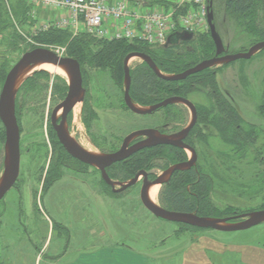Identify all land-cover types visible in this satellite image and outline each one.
Instances as JSON below:
<instances>
[{
	"label": "rangeland",
	"instance_id": "obj_1",
	"mask_svg": "<svg viewBox=\"0 0 264 264\" xmlns=\"http://www.w3.org/2000/svg\"><path fill=\"white\" fill-rule=\"evenodd\" d=\"M10 1L12 6L18 3L17 0ZM165 2L164 5L159 4L149 8L142 6L147 11L156 9L165 10L167 13L174 12L173 18L176 21L180 20V16L187 11V9L176 10L174 0ZM212 7L218 33L224 45L231 46L229 51H241L249 47L253 38L250 31L244 27V19L225 13L220 0H214ZM43 15L47 17L46 10ZM34 23L31 19L26 24L18 26L24 36L29 35L27 38L30 41L32 36L40 33H35ZM178 29L181 31V26H178ZM10 32L12 33L11 30L0 32V68L4 66L7 72L23 54L21 50L26 48L20 41L17 46L10 38L8 40ZM208 32H210L209 27L203 25L200 30L194 31V34ZM181 45L191 44L181 43ZM167 46L152 48L162 50L167 49ZM53 48L65 55L66 46L53 45ZM142 62V58L134 57L130 60L129 66L134 68ZM210 68L219 70L217 82L221 90L233 101L243 120L248 124H254L258 131L264 132V110L262 111L264 50L257 52L250 60L220 62ZM40 70L50 74L47 79H40V82L46 85L40 86L39 89L27 87L20 94L18 92L16 94L20 107V172L15 185L0 201V264H50L49 255L54 258L55 253L61 254L64 245H68L69 241L70 245L75 246L95 243L94 238L98 233L89 232L95 227L105 226H114L121 241L123 239L127 242L134 241L135 248L150 255L152 264H158L157 260L163 256L165 257L162 260L166 262L175 257L186 236L193 234L190 232L212 231L220 235L236 236L232 237L233 240L236 239L235 241H264V222L253 228L234 232L182 229L177 223L155 217L144 207L139 195L142 181L127 191L115 194L112 188L102 181L100 173L94 166L80 161L67 160L65 163L67 166L63 167L58 174L59 177H56L58 175L53 170L60 162V151L56 144L58 138L53 132L50 115L55 106L64 99L59 85L65 81L68 86L69 77L64 67H55L51 64L33 65L28 68L22 83ZM3 83L4 78L0 77V91ZM85 86L88 88L87 92L90 95L87 97L92 106L85 107V103H78L75 106L77 109L72 111L67 120L66 128L70 136L90 152L103 154L104 151L115 150L130 132L163 123L162 112L147 116L133 113L126 105L129 111L120 108L119 94L115 91L114 84L106 71L94 73ZM104 89L108 90L110 95L116 93V97L113 95L106 101L100 91ZM189 99L197 106L206 107L210 104L208 96L203 92L192 93ZM109 101L110 105H108ZM177 105L187 109L179 107L178 112L182 115L177 118L173 130L184 127L191 120L190 109L183 103ZM202 132L207 139L204 145L197 146L198 164L206 170L213 165L212 161L216 159L219 161L218 156L222 157L224 152H228L232 147L226 144L213 129L205 130L203 127ZM4 135V126L0 120V179L4 171ZM263 145L264 133L257 141L258 147ZM247 147L253 149L251 145L247 144ZM187 154L189 157L192 156L189 150ZM241 163L243 174L247 179L241 180L240 174H228L226 182L220 180V186L215 187L211 195L212 202L221 214L227 208H233L238 214V211L254 210L264 206V188L261 192V187L264 185L258 186V180L253 181L254 179L251 178L257 172L256 164L248 161ZM160 170L154 169L155 174H162ZM209 172L212 175V172ZM54 177L57 180L54 181ZM46 180L52 183L48 189H46ZM247 181H253L256 188L259 187L258 191L252 184L244 183ZM249 186L254 190L250 191ZM162 188L159 185L155 200L158 204ZM238 232L245 234L239 235Z\"/></svg>",
	"mask_w": 264,
	"mask_h": 264
},
{
	"label": "trees",
	"instance_id": "obj_2",
	"mask_svg": "<svg viewBox=\"0 0 264 264\" xmlns=\"http://www.w3.org/2000/svg\"><path fill=\"white\" fill-rule=\"evenodd\" d=\"M17 1L18 3L15 4V6H12L10 0H0V32L2 33L4 31L11 30L12 33L10 32L11 34L10 37H8V40L10 38L11 41H13V44H17V46L18 41L25 44L26 48L21 50L22 53L36 47H49L55 49L53 48V45L66 46L65 55L76 59L81 67L83 86L85 88L83 101V103H85V107L92 106L90 104L89 97H87L90 95L87 92L88 88L85 86L87 85V80H89V78L98 71H106L114 84L115 91L119 94L120 108L129 111L125 106L123 99L124 59L132 52H142L150 56L158 69L164 74H177L183 72L202 60L213 57L216 52L215 44L212 40L210 32L198 35L194 34L190 40H179L174 44H169L167 49L163 48L162 50H154L152 48L160 45L152 46L144 42L127 40L108 41L96 38L86 33H80L73 36L70 31L61 29H50L40 32L32 36V41H30L27 38L29 35L27 34L24 36V34H22L18 29V26L20 27L22 24H26L31 21L29 16L30 4L27 0ZM128 1L133 5H143L147 6V8L154 5L166 4V0ZM220 2L223 3L225 13L244 19V27L250 31L252 34L251 37L253 38L249 47L264 40V0H220ZM211 9L214 12V8L212 6ZM213 22L217 28L215 13ZM181 43H190L191 45L183 46ZM230 47L225 46L226 53L228 54L245 52L249 49V47H246L241 51L236 50L232 52L229 51ZM6 72L7 70L4 66L0 68L1 79L4 78L5 80ZM130 72V95L132 100L140 106L155 104L169 96L176 95L189 99V96L192 93H205L210 100V104L206 107L194 104L197 108L198 119L196 125L186 138L187 145L194 149L196 154H198V144L204 145L207 139V136L202 132L204 127L205 130L213 129L216 131L220 138L232 147L228 152H224L222 157L221 155L218 156L220 162L217 159L212 161L213 165L209 166L206 170L198 164L197 156L196 162L190 168L175 172L170 181L162 188L160 204L167 209L180 212H194L200 216L215 218L233 217L243 213H248L247 211L252 212L263 209L264 206L263 208L261 207L254 210L238 211V214H236V210L234 211L233 208H227V210L221 214L218 212L217 206L211 200L214 188L220 186V180L226 182L228 174H240L241 180L247 179L243 174V165L241 162L248 161L256 164L257 172L250 177L254 179L253 181L258 180V186L264 185V145L259 147L257 146L258 138L264 132L258 131V128L254 124L246 123L235 107L233 101H231L230 97H228L225 92L221 90L216 79L219 70H214L209 67L190 75L185 80L170 81L160 78L149 67V65L143 61L140 65L130 68ZM48 76H50V74L44 70L35 72L22 83L18 90V94L23 92V89H27V87L28 89H39L40 86L43 87L46 83L42 84L40 79H47ZM59 87L63 93L62 98H64L68 91V86L66 82L63 81ZM100 91L102 98H105L106 101L113 95L116 97V93L110 95L106 89ZM110 103L111 102L109 101L108 105H110ZM15 106L18 124L20 125V107L17 102V97L15 100ZM179 107L184 106H179L175 103L157 111L162 112L161 115L164 118L163 123L154 124L149 128H154L160 133L178 131L183 128L180 127L173 130L175 122H177V118L182 115L181 112H178L180 110ZM263 110L264 104L262 106V111ZM70 116L71 113L68 116V119ZM56 144L58 145L60 151V162L56 165V167H54L55 169L53 172L58 175L60 174L62 168L67 166L65 164L67 160H79L71 157L61 146L58 140L56 141ZM247 144L251 145L253 149L250 150L249 147H247ZM104 152L109 153L111 151ZM187 160L188 158L185 149L175 147L173 145L162 144L140 150L129 158L111 166L108 173L113 179L128 180L140 170H164L176 163L185 162ZM209 171L212 172V175ZM56 177H59V175ZM55 180H57V178L54 177V181ZM253 181H247L244 183L252 184L255 190L258 191L259 187L256 188L255 184L252 183ZM51 185L52 183L46 180V189H48ZM261 188V192H263L264 187ZM249 190L253 191L254 189L250 187ZM179 226L185 230H202L183 223L179 224Z\"/></svg>",
	"mask_w": 264,
	"mask_h": 264
},
{
	"label": "water",
	"instance_id": "obj_3",
	"mask_svg": "<svg viewBox=\"0 0 264 264\" xmlns=\"http://www.w3.org/2000/svg\"><path fill=\"white\" fill-rule=\"evenodd\" d=\"M210 1L208 24L210 35L215 44V55L211 58L204 59L196 65L177 74L162 73L150 56L142 52H132L124 59V93L123 99L125 105L135 114L150 115L162 108L175 104L183 103L191 111V120L187 126L173 134H162L154 128L140 129L131 132L124 138L119 149L109 153L95 154L84 149L67 131L66 123L70 112L73 111L78 103L84 101L85 88L83 86L82 71L79 62L71 57L58 54L48 47H36L25 51L19 60L8 71L4 83L0 91V120L5 128L4 143V171L0 179V201L14 186L19 177L20 172V127L16 116V94L22 83L19 81L21 71L33 65L51 64L55 67H64L68 74V91L64 99L52 110L50 115L51 126L58 138L59 143L66 152L73 158L87 164H91L100 170L101 178L108 185H111L115 191H123L134 185L140 176H143V184L140 190V200L144 207L149 210L155 217L174 222L177 224H187L200 229H213L222 232L243 231L264 222V208L248 213H243L233 217H206L200 216L194 212H180L167 209L160 204L152 201L149 197V188L153 185H161L168 181L171 175L177 170H185L190 168L196 162V152L184 143V138L189 134L191 129L197 122V108L189 99L182 96H169L155 104L149 106H140L136 104L130 95L131 88V72L129 62L134 57H140L160 78L170 81H180L187 79L190 75L200 72L220 62H234L241 59H250L257 52L264 49V40L259 41L245 52L228 54L224 42L217 31L213 22L214 12L211 9ZM193 32H175L169 37L168 43L174 44L181 40H190ZM61 112V114H59ZM138 137H144L142 140L129 145L131 140ZM168 144L189 149L192 158L186 162H180L169 167L164 174L158 176L155 180H148L146 171L138 172L132 179L120 182L110 178L107 168L111 165L123 161L134 153L157 145ZM119 188H115L116 186Z\"/></svg>",
	"mask_w": 264,
	"mask_h": 264
},
{
	"label": "built area",
	"instance_id": "obj_4",
	"mask_svg": "<svg viewBox=\"0 0 264 264\" xmlns=\"http://www.w3.org/2000/svg\"><path fill=\"white\" fill-rule=\"evenodd\" d=\"M175 8L187 9L180 20L174 12L145 10L128 0H27L35 33L68 30L73 36L86 33L108 41H138L163 46L180 30L197 31L207 25L208 0H174ZM199 7H198V6ZM39 10V12H38ZM42 10H46L47 17Z\"/></svg>",
	"mask_w": 264,
	"mask_h": 264
},
{
	"label": "crops",
	"instance_id": "obj_5",
	"mask_svg": "<svg viewBox=\"0 0 264 264\" xmlns=\"http://www.w3.org/2000/svg\"><path fill=\"white\" fill-rule=\"evenodd\" d=\"M89 233H98V236L94 238L95 243L75 246L70 245L69 241L68 245H64L61 255L55 253L49 263L152 264L150 255L135 248L134 241L127 242L125 239L121 241L114 226L95 227ZM190 233L193 234L186 236L175 257L166 262L162 260L165 257L163 256L157 260L158 264H264V241L262 240L259 242L235 241L236 239L233 240V238L236 236L220 235L212 231ZM238 233L240 235L242 232Z\"/></svg>",
	"mask_w": 264,
	"mask_h": 264
},
{
	"label": "flooded vegetation",
	"instance_id": "obj_6",
	"mask_svg": "<svg viewBox=\"0 0 264 264\" xmlns=\"http://www.w3.org/2000/svg\"><path fill=\"white\" fill-rule=\"evenodd\" d=\"M197 119H198V118H197ZM196 123H197V122H196ZM186 125H187V124H186ZM186 125H185V126H186ZM195 125H196V124H195ZM195 125H194V126H195ZM185 126H184V127H185ZM184 127H183V128H184ZM183 128H181V129H183ZM193 128H194V127H193ZM193 128H192V129H193ZM142 129H146V128H142ZM181 129H179L178 131H180ZM192 129H191V130H192ZM138 130H140V129H138ZM135 131H136V130H135ZM178 131L162 132V134H165V135H167V134H173V133H176V132H178ZM132 132H133V131H132ZM190 132H191V131H190ZM190 132H189V133H190ZM130 133H131V132H130ZM130 133H129V134H130ZM129 134H127V135H129ZM127 135H126V136H127ZM126 136H125V137H126ZM187 136H188V135H187ZM187 136L184 138V143H185L186 145H187V142H186V138H187ZM125 137H124V138H125ZM124 138H123V140H122V142H121V145H122V143H123V141H124ZM143 138H144V137L134 138L133 140H131V142L129 143V145L131 146V145H133L134 143H137L138 141L142 140ZM121 145H120V147H121ZM166 145H168V144H166ZM173 146H174V145H173ZM120 147H119V148H120ZM154 147H155V146H154ZM175 147H179V146H175ZM119 148H117V149H119ZM179 148H183V147H179ZM117 149H116V150H117ZM183 149L186 150V154H187V151H188V150H187L186 148H183ZM116 150H114V151H116ZM65 151H66V150H65ZM111 152H113V151H111ZM138 152H139V151H138ZM136 153H137V152H136ZM134 154H135V153H134ZM70 156H71V155H70ZM131 156H132V155H131ZM197 156H198V154H196V157H197ZM71 157H72V156H71ZM128 158H129V157H128ZM187 158H188V160H189V156H188V154H187ZM188 160H187V161H188ZM196 160H197V158H196ZM185 162H186V161H185ZM115 164H116V163H115ZM115 164H113V165H115ZM113 165H111V166H113ZM111 166H110V167H111ZM110 167H109V168H110ZM170 167H171V166H170ZM95 168H96V169L98 170V172L100 173V170H99L97 167H95ZM109 168H107V172H108ZM168 168H169V167H168ZM168 168H166V169H164V170H160V171L162 172V174H164V172H165ZM140 171H146V172L148 173V180H149V181H153V180H155L158 176H161V175H162V174H160V175L155 174L154 169H153V170H140ZM140 171H139V172H140ZM177 171H178V170H177ZM177 171H175V172H177ZM175 172H174V173H175ZM137 173H138V172H137ZM137 173H136V174H137ZM174 173H173V174H174ZM108 174H109V173H108ZM136 174H135V175H136ZM173 174L171 175V177L173 176ZM100 175H101V173H100ZM135 175H134V176H135ZM109 176H110V175H109ZM134 176H133V177H134ZM133 177H132V178H133ZM171 177L168 179L167 182L170 181ZM110 178H111V177H110ZM132 178H130V179H132ZM111 179L114 180V181H127V180H118V179H113V178H111ZM130 179H128V180H130ZM102 181H103V180H102ZM139 181H142V182H143V176H140V177L138 178L137 182H136L134 185H132L131 187L135 186ZM167 182H166V183H167ZM166 183L161 184V186L163 187ZM106 184H107V183H106ZM142 184H143V183H142ZM142 184H141V187H142ZM107 185H108V184H107ZM108 186H109L110 188H112L111 190H112L114 193H118V192H115V191H114V189H113V187H112L111 185H108ZM131 187L127 188L125 191H127V190L130 189ZM141 187H140V190H141ZM123 192H124V191H123ZM139 195H140V192H139ZM35 248H36V247H35ZM36 250H38V248H36ZM63 250H64V249H63ZM59 255H61V254H59ZM49 257L52 258V256H50V255H49ZM49 257H45V258H49ZM50 258H49V259H50Z\"/></svg>",
	"mask_w": 264,
	"mask_h": 264
},
{
	"label": "bare ground",
	"instance_id": "obj_7",
	"mask_svg": "<svg viewBox=\"0 0 264 264\" xmlns=\"http://www.w3.org/2000/svg\"><path fill=\"white\" fill-rule=\"evenodd\" d=\"M27 70H28V68L25 67V68L21 71L20 76H19V81H21V80L26 76V74H27ZM76 109H77V108L75 107L74 110H76ZM158 192H159V185H153V186H151V187L149 188L148 193H149V197H150V199H152V201L155 202L156 197H157V195H158Z\"/></svg>",
	"mask_w": 264,
	"mask_h": 264
}]
</instances>
